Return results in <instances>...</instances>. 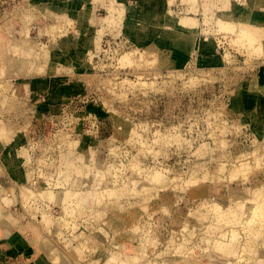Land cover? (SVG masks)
<instances>
[{
	"label": "rangeland",
	"instance_id": "1",
	"mask_svg": "<svg viewBox=\"0 0 264 264\" xmlns=\"http://www.w3.org/2000/svg\"><path fill=\"white\" fill-rule=\"evenodd\" d=\"M117 1L0 0V227L17 242L0 264H264L261 47L217 27L215 0L194 4L195 39L164 26L143 46L144 0L114 29Z\"/></svg>",
	"mask_w": 264,
	"mask_h": 264
},
{
	"label": "bare ground",
	"instance_id": "2",
	"mask_svg": "<svg viewBox=\"0 0 264 264\" xmlns=\"http://www.w3.org/2000/svg\"><path fill=\"white\" fill-rule=\"evenodd\" d=\"M151 1V2H150ZM165 1L166 0H146V2L143 4V8L145 7V8H147V10H148V14L147 13H143V15H141L140 16V18H139V21H140V23H139V25H138V27H131V29H132V32H133V34H132V36H134L136 39H137V41H138V43L139 44H141V45H143V46H149V42H150V40L151 39H154V38H151L150 39V37H154V35H156V36H158L159 37V35H160V33H161V31L163 30V28H164V26H172V27H175V26H178L177 27V30H179V31H181L180 29H182V31L183 32H181L182 34L184 33V37H186L187 38V35L188 34H192V35H194L193 34V32H194V27H196L197 26V22H198V19L197 18H194V17H189V16H186V17H181L180 19H176L175 21H171L170 19H169V17H170V14H169V12H168V10L167 9H164V8H162V6H164L161 2H163V3H165ZM185 1H189V4H191L192 5V12H197V8L196 7H194V4L195 3H197V0H185ZM150 2V3H149ZM170 2H172V1H170ZM170 4L171 3H167V5L168 6H170ZM173 5V4H172ZM172 7V6H171ZM191 8H188L189 10L191 9ZM26 18V17H25ZM25 18H24V20H25ZM28 19V18H27ZM71 21V20H70ZM72 22V21H71ZM147 22H151V27L153 28V34L154 35H152L151 34V36L149 37V35H146V29L144 30L143 28H142V26L143 25H146V23ZM239 22V21H238ZM70 23V22H69ZM71 24V23H70ZM63 25H64V23H63ZM196 25V26H195ZM216 25H217V27L219 28V29H221V30H229V31H231V32H235L239 37H241V38H243V39H245V40H247V41H249V43H250V41L251 42H256V43H254V45L256 46V47H258V46H260L261 48H256V50H257V52L259 51V50H261L262 49V51L260 52V53H263L264 54V40H260L259 39V37H262V34H263V30L262 29H255V27H253L252 25L251 26H248L249 24L247 23V24H245V25H241L240 23H236V24H234L233 22H231V21H229V19H227L226 17H224V16H222V18H220V20H219V22L218 23H216ZM261 26H263L264 25V23H262V24H260ZM52 26H54V25H52ZM241 26V27H240ZM65 27V26H64ZM69 27V26H68ZM62 28V27H61ZM69 29V28H68ZM49 30V29H48ZM259 30H261V32L259 31ZM61 31V30H60ZM67 31V30H66ZM212 31V30H211ZM60 33V32H59ZM62 33V32H61ZM55 34V33H54ZM230 34V33H229ZM58 38V37H57ZM106 41V40H105ZM247 41H246V44H247ZM51 42V41H50ZM252 43V44H253ZM51 43H49V45H50ZM258 44V45H257ZM99 45V44H98ZM120 45V44H119ZM24 47V46H23ZM52 47V46H51ZM44 48V47H43ZM48 48V47H47ZM14 50H16V49H14ZM43 50V49H42ZM130 51V50H129ZM128 51V52H129ZM49 52V51H48ZM119 52V51H118ZM142 52V51H141ZM144 53H146V52H144ZM120 54H122V53H120ZM119 54V55H120ZM91 55V54H90ZM124 55V54H123ZM259 55V54H258ZM117 56V55H116ZM122 56V55H121ZM261 56H263V55H261ZM129 58V57H128ZM261 58V57H260ZM89 59V58H88ZM114 59V58H113ZM117 59V58H116ZM120 59V58H119ZM141 59V58H140ZM148 59V58H147ZM90 60V59H89ZM150 59H148V61H149ZM230 60V59H229ZM23 61V60H22ZM146 62V61H145ZM144 62V63H145ZM95 63V62H94ZM140 63V62H139ZM143 63V64H144ZM172 63V62H171ZM255 63V62H254ZM29 64V63H28ZM133 64H135V63H133ZM148 64V63H147ZM152 64V63H151ZM172 64H174V63H172ZM25 65V64H24ZM149 65V64H148ZM254 65V64H253ZM137 66H138V64H137ZM141 65H139V67H140ZM257 66V65H256ZM14 68L16 67V66H13ZM13 67L11 66L10 68H12L13 69ZM133 67V66H132ZM254 67H255V65H254ZM21 68V67H20ZM36 69V68H35ZM35 69H31L32 71H34ZM2 70V69H1ZM13 71V70H12ZM11 71V69H10V71H6L5 72V77H8V75H12L14 72H12ZM21 71V70H20ZM20 71L18 72V73H20ZM23 71H25V69L23 70ZM27 71H30V70H27ZM44 71H46V70H44ZM2 72V71H1ZM7 72H9V73H7ZM35 72H37V71H35ZM37 73H40L39 71L37 72ZM46 73V72H45ZM1 74V73H0ZM22 74H24V73H22ZM17 75V74H16ZM3 75H1V77H2ZM57 79V78H56ZM59 79V78H58ZM197 79V78H196ZM210 79V78H209ZM3 80V79H2ZM11 80V79H10ZM9 80V81H10ZM60 80V79H59ZM212 80V79H211ZM194 81V80H193ZM195 81H197V80H195ZM149 83V82H148ZM151 83V82H150ZM51 84V83H50ZM112 85V84H111ZM114 85V84H113ZM9 86L10 85H8L7 83H5V81H4V83H3V81L1 82L0 81V87L1 88H4V89H6V90H8L9 89ZM50 86V85H49ZM49 88V87H48ZM66 88H68V87H66ZM3 90V89H2ZM69 92H70V90H69ZM8 93V92H7ZM11 93V92H10ZM66 94V93H65ZM5 96V95H4ZM0 100H1V98H0ZM16 101V100H15ZM11 102V101H10ZM9 102V103H10ZM13 104V103H12ZM17 104H18V102H17ZM17 104H15L16 106H17ZM11 105V104H10ZM7 108V107H6ZM12 108V107H11ZM9 111V110H8ZM1 127L2 126H0V129H1ZM22 135V134H21ZM60 136V135H59ZM5 137V136H4ZM58 137V136H57ZM59 138V137H58ZM55 141V140H54ZM58 141V140H57ZM5 142V141H4ZM56 142V141H55ZM6 143V142H5ZM69 143H70V141H69ZM74 143V142H73ZM73 143H72V145H73ZM74 146H76V145H74ZM48 149L47 150H49V147H47ZM51 148H52V145H51ZM72 148V147H71ZM24 155V154H23ZM258 155V154H257ZM64 156H66V155H64ZM257 157V156H256ZM261 157H262V155H261ZM18 158V157H17ZM264 158V157H263ZM262 158V159H263ZM259 159V158H258ZM64 161V160H63ZM258 163L257 164H259V165H257L256 163V166H260V164H262L261 166H263V164H264V162L263 163H261L262 161H257ZM20 164V163H19ZM249 165V164H248ZM16 166V165H15ZM98 167H100V166H98ZM243 167V168H242ZM241 168L243 169V170H241V171H239V173L240 172H242L241 174L242 175H244V173L246 172L244 169H245V167L244 166H242ZM260 168V167H259ZM67 169V168H66ZM258 169V168H257ZM253 170H255V169H252V172H253ZM244 171V172H243ZM64 173V172H63ZM237 173L238 172H234V174H236L237 175ZM238 173V174H239ZM241 174L239 175V176H241ZM250 174V173H249ZM232 175V176H231ZM231 177H233L234 175L231 173ZM235 175V176H236ZM246 175H248V174H246ZM235 176L233 177L234 179H235ZM206 180V179H205ZM186 181H188V180H186ZM190 181V180H189ZM202 181V180H201ZM185 182V181H184ZM191 183H192V181H190ZM34 183V182H33ZM61 183V182H60ZM189 183V182H188ZM193 183L194 184H196L194 181H193ZM199 183V182H198ZM197 183V184H198ZM60 185V184H59ZM189 185V184H188ZM190 185H192V184H190ZM189 185V186H190ZM107 192V191H106ZM108 193H110V192H108ZM114 194V193H113ZM53 195L55 196V194L53 193ZM52 195V196H53ZM101 195V194H100ZM103 195V194H102ZM111 196H112V192H111V194H110ZM53 196V197H54ZM99 197V196H98ZM25 198V197H24ZM104 198H105V196H104ZM104 198H103V200H104ZM27 199V198H26ZM25 199V200H26ZM56 199V198H55ZM55 199H54V201H55ZM100 199V198H99ZM107 199V198H106ZM102 200V201H103ZM98 201V200H97ZM74 202V201H73ZM101 202V199L99 200V202L98 203H100ZM252 203H253V201H252ZM102 203H100V205H101ZM104 204V203H103ZM106 204H107V202H106ZM105 205V204H104ZM107 206V205H106ZM219 206V205H218ZM221 206V205H220ZM219 206V207H220ZM103 207V206H102ZM221 208V207H220ZM219 209V208H218ZM219 210H221V209H219ZM246 210V209H245ZM244 210V211H245ZM253 211H255L254 209H253ZM256 213V212H255ZM255 213H254V215H255ZM247 214V213H246ZM244 215V214H243ZM34 217H35V215H33ZM244 217H246L245 215H244ZM255 217V216H254ZM254 217H252V219H250V220H253V218ZM256 220V218L253 220V221H255ZM247 221V220H246ZM252 222V221H251ZM256 222V221H255ZM259 223V222H258ZM243 224V223H242ZM138 257V256H137ZM112 258V257H111ZM110 258V260H111V262L113 261V259H111ZM116 260V259H115ZM137 260H138V258H137ZM124 261H125V259H124ZM123 261V262H124ZM134 261H136V258H135V260ZM109 262V261H108ZM107 262V263H108ZM111 262H109L110 264H111ZM114 262L115 261H113L112 263L114 264ZM122 262V261H121ZM193 262V261H192ZM108 263V264H109ZM116 263V262H115ZM195 263V262H194ZM122 264V263H121Z\"/></svg>",
	"mask_w": 264,
	"mask_h": 264
},
{
	"label": "crops",
	"instance_id": "3",
	"mask_svg": "<svg viewBox=\"0 0 264 264\" xmlns=\"http://www.w3.org/2000/svg\"><path fill=\"white\" fill-rule=\"evenodd\" d=\"M115 1V0H113ZM121 3L118 4L117 2H113V6L119 9H110L109 10V16L106 17L104 19V21L109 25L115 28H120L121 27V22H122V15L121 13L123 12V9L125 7V1L126 0H119ZM146 2V0H144V3ZM143 3V4H144ZM164 6H162V8L167 9L168 5V0L165 1V3L161 2ZM143 6V5H142ZM202 6V5H200ZM203 7V6H202ZM211 7V11L216 13V14H220V16H224L227 19H229V21L231 22H237L240 24H247L249 23V25L255 27V29H262L263 30V34H262V40H264V25L261 26L260 24H262V22L264 23V0H215L214 4L210 6ZM204 9V7H203ZM202 9V10H203ZM132 12L136 13L135 8H131ZM202 10H198L195 14V18L198 19V21L202 22L204 20L203 18V13ZM203 18V19H202ZM120 20V21H119ZM239 21V22H238ZM136 23V22H135ZM140 21L138 20V23L135 24V26H130L131 27H138ZM151 22H147L146 25H143L142 28L146 31L147 30H151L153 33V28L150 26ZM146 35H149L148 33ZM195 33L194 35L192 34H188L187 37H195ZM131 38L136 39L134 36H132V31L130 34ZM151 35H149L150 37ZM153 38L150 37V39ZM195 39V38H194ZM153 39L150 40L149 42V46L151 44ZM137 41V39H136ZM189 50L186 48L185 50H183L181 52V55H183V58L185 59V57L187 56ZM84 57V56H83ZM264 101V100H263ZM20 242V241H19ZM16 241L14 239H10L9 234L7 233L6 227L1 226L0 227V258L2 260H4V258L6 259L7 256L11 255L16 256ZM13 260V259H12ZM1 262V261H0ZM14 262H3V264H12Z\"/></svg>",
	"mask_w": 264,
	"mask_h": 264
}]
</instances>
